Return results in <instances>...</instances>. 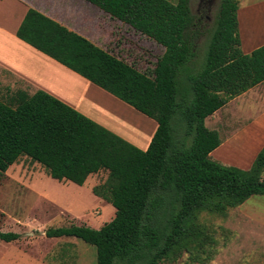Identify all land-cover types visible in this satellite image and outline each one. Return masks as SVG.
I'll list each match as a JSON object with an SVG mask.
<instances>
[{"label": "trees", "instance_id": "1", "mask_svg": "<svg viewBox=\"0 0 264 264\" xmlns=\"http://www.w3.org/2000/svg\"><path fill=\"white\" fill-rule=\"evenodd\" d=\"M85 1L164 48L155 68L142 72L34 9L17 37L156 121L150 146L139 149L44 91L18 90L0 100V175L22 158L78 186L105 173L93 194L114 207L113 219L100 229L72 225L46 232L95 246L97 264H173L186 254L208 264L219 241L204 217L227 218L264 196V147L249 169L222 165L211 157L221 135L206 125L231 100L264 83V45L244 54L239 0H221L206 67L187 77L199 24L192 0ZM19 238L0 231L3 241Z\"/></svg>", "mask_w": 264, "mask_h": 264}, {"label": "rangeland", "instance_id": "2", "mask_svg": "<svg viewBox=\"0 0 264 264\" xmlns=\"http://www.w3.org/2000/svg\"><path fill=\"white\" fill-rule=\"evenodd\" d=\"M169 1L176 4L178 0ZM201 3V0L191 2L192 13L199 20V24L196 56L189 64L191 69L186 74L187 77L200 73L206 67L221 0H212V4L202 8ZM9 7L8 4H2L0 11L7 9L10 11ZM77 9L78 15H106L81 2H78ZM254 23V39L249 38L246 33L243 20L240 23L239 32L244 41L250 39V42H256L260 39V34H257L259 24ZM13 25L14 21L8 15H0V27L11 28ZM119 31L122 36H118L120 37L118 39L121 40L123 47L117 49L116 54L142 72L153 70L165 49L125 25L120 24ZM14 54L15 50L0 45V60L15 62ZM186 76L184 75L182 79H186ZM11 80L9 76L0 74V100L3 102H6L12 93L23 88L20 84L22 82ZM185 89L189 93L190 84L187 80ZM102 91L110 98L98 99L94 103L96 107L94 112L101 121L117 122L118 134L114 133L125 137V140L139 149L147 151L152 134L158 129L157 122L105 90ZM262 117L264 83L231 100L208 118L207 127L218 131L224 143L211 155L212 160L225 166L245 170L250 168L264 144V122L260 124L263 130L257 129L259 127L257 123ZM254 132L255 137L249 136ZM177 133L179 136L183 135L182 126L177 127ZM258 141L262 142L257 145ZM105 179L106 174L100 173L89 178L84 186L71 182L66 184L53 179L42 166L31 163L27 158H22L5 174H1L0 231L20 235L17 244H7L0 240V248L7 253L9 262L97 264L98 252L95 246L76 238H48L46 232L72 225L100 229L110 222L114 213L113 206L92 192V188ZM204 221L215 228L219 241L217 254L208 264H264V196L252 197L242 206L231 210L227 218L206 215ZM0 260L7 264L5 257ZM173 264L198 263L192 262L186 254Z\"/></svg>", "mask_w": 264, "mask_h": 264}, {"label": "crops", "instance_id": "3", "mask_svg": "<svg viewBox=\"0 0 264 264\" xmlns=\"http://www.w3.org/2000/svg\"><path fill=\"white\" fill-rule=\"evenodd\" d=\"M78 2L88 4L89 6H92L93 8H96L97 10L103 12L101 9L85 0H0V5L8 4V7L10 5V11H8V9L6 11H0V15H8L10 19L14 21V25L11 28H4L5 26L0 27V45H4L12 50H15L16 52V54H14L16 57L15 62H12L10 60H0V74L3 73L6 77L9 76L12 79L11 82H14V80L17 81V83L22 82L23 84H20L23 88L18 90H25L31 95H33L37 91H44L59 99L63 103L69 105L70 107L74 108L84 116L92 119L101 126L112 131L113 133L116 132L118 134L117 127H119V125L117 122L107 123L105 121H101L99 116H97V114L94 112L96 109V107H94V103L98 99L106 100L110 98L106 93H103V89L101 90V88L92 84L87 79L83 78L79 74L63 66L47 55L39 52L17 37V31L20 28L29 9H34L47 16L48 18L58 22L70 31L85 37L94 45L103 49L104 51H107L117 58L122 59L116 54V50L123 47L121 40L118 39L122 36L121 31H119V25H125L135 33L138 32L131 28L129 25H126L119 20L113 19L105 12L103 13L106 15H78ZM238 18L239 30L240 23L243 20L246 28V33L248 34L249 38L251 37V39H254V22H257L259 24L257 34H260V39H257L256 42H250V39L248 41H244L241 38L242 51L244 52V54H250L254 50L264 45V0H239ZM263 122L264 117H262V119H259V122L257 124H259L260 128L257 127V129L263 130L260 126V124ZM112 123L114 126L112 125ZM123 126L124 124H122L121 128H123ZM138 128L140 127L138 126ZM255 132L249 136L255 137ZM155 133L156 132L152 134V139ZM262 141H258L257 145H259ZM263 147L264 144L261 147L260 151ZM213 153L211 155H213ZM92 176H90L89 178H91ZM68 182L70 181L63 183L68 184ZM17 241L4 242H6L7 244H17ZM3 257L7 259L8 264V255L0 248V258ZM0 264L6 263L0 260ZM9 264L14 263L9 262Z\"/></svg>", "mask_w": 264, "mask_h": 264}, {"label": "flooded vegetation", "instance_id": "4", "mask_svg": "<svg viewBox=\"0 0 264 264\" xmlns=\"http://www.w3.org/2000/svg\"><path fill=\"white\" fill-rule=\"evenodd\" d=\"M201 8L203 6L208 7L210 4H212V0H201Z\"/></svg>", "mask_w": 264, "mask_h": 264}, {"label": "bare ground", "instance_id": "5", "mask_svg": "<svg viewBox=\"0 0 264 264\" xmlns=\"http://www.w3.org/2000/svg\"><path fill=\"white\" fill-rule=\"evenodd\" d=\"M140 143H141V141H140Z\"/></svg>", "mask_w": 264, "mask_h": 264}]
</instances>
